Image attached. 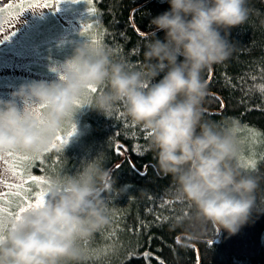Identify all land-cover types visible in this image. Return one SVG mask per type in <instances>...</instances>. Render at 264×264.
Instances as JSON below:
<instances>
[{"label":"clouds","instance_id":"obj_1","mask_svg":"<svg viewBox=\"0 0 264 264\" xmlns=\"http://www.w3.org/2000/svg\"><path fill=\"white\" fill-rule=\"evenodd\" d=\"M165 2L168 9L150 20L142 66L86 40L56 69V81L22 84L0 99V153L47 152L96 89L86 107L106 118L122 108L147 133L160 172L172 177L171 198L189 206L173 230L198 222L236 235L254 213L264 214V189L240 164L239 121L205 118L202 74L232 56L231 30L248 22L251 9L248 0ZM98 160L54 179L42 206L8 220L0 264H84V244L111 226L110 203L127 190Z\"/></svg>","mask_w":264,"mask_h":264},{"label":"trees","instance_id":"obj_2","mask_svg":"<svg viewBox=\"0 0 264 264\" xmlns=\"http://www.w3.org/2000/svg\"><path fill=\"white\" fill-rule=\"evenodd\" d=\"M93 3V45L111 50L115 60L142 66L150 20L168 9L165 0ZM248 7V22L231 30L236 44L232 56L202 74L208 93L203 107L207 120L239 121L240 164L261 177L264 189V0H248ZM81 106L74 123L61 130L74 136L29 158L27 166L45 189V181L75 175L99 159L117 187L127 186L126 194L110 203L111 226L84 244V264H264V214L254 213L232 236L198 222L173 230L189 206L171 198L174 181L160 172L147 133L131 124L122 108L106 118L83 102Z\"/></svg>","mask_w":264,"mask_h":264},{"label":"rangeland","instance_id":"obj_3","mask_svg":"<svg viewBox=\"0 0 264 264\" xmlns=\"http://www.w3.org/2000/svg\"><path fill=\"white\" fill-rule=\"evenodd\" d=\"M16 5L17 2L0 9V30L7 35L15 28V35L0 44V99L4 100L22 84L56 81V69L71 57L75 45L86 40L93 44L97 23L93 0H64L59 11L53 7L18 12ZM58 136L60 140L53 142L57 146L74 133L67 136L60 132ZM33 156L23 152L0 153V224L22 214L20 208L34 203L44 190L38 178L37 182L32 180L34 176L27 166ZM17 161L23 167H16Z\"/></svg>","mask_w":264,"mask_h":264},{"label":"snow or ice","instance_id":"obj_4","mask_svg":"<svg viewBox=\"0 0 264 264\" xmlns=\"http://www.w3.org/2000/svg\"><path fill=\"white\" fill-rule=\"evenodd\" d=\"M64 2V0H18L16 8L18 9V12H23L25 9H49L51 10L53 7L56 8L57 11H59V5ZM72 3H79L80 0H71ZM9 7H11V5H9ZM15 28H13L7 35H5V33L0 30V44L4 43L5 41L10 40L11 36L15 35ZM133 54H134V50H133ZM262 90H264V85L260 86ZM97 90L96 89H92L90 90L91 93H95ZM87 98H85V100L79 102L80 104L83 102L85 103ZM37 115H39V110H37ZM57 141L60 140V137L57 136ZM53 148H56L57 145L56 143L52 144ZM117 152L119 154V149H117ZM16 167H23V164L21 161H17L16 162ZM32 180L35 181L36 177H32ZM52 181H45V183L47 184V187L41 192V195L38 199H36V201L34 203H29L27 205V207H22L20 208V213L26 212L31 208H35V207H39L42 206L43 203L45 202V196L47 195V188L50 186ZM22 187V185H21ZM20 214L15 215L14 218H19ZM179 217H177L178 219ZM6 224H0V233L3 232L4 228H5ZM147 255V254H145Z\"/></svg>","mask_w":264,"mask_h":264},{"label":"flooded vegetation","instance_id":"obj_5","mask_svg":"<svg viewBox=\"0 0 264 264\" xmlns=\"http://www.w3.org/2000/svg\"><path fill=\"white\" fill-rule=\"evenodd\" d=\"M15 2H18V0H16V1H13V2H3V1H1L0 2V9L2 8V7H4V6H9V5H13V3H15Z\"/></svg>","mask_w":264,"mask_h":264}]
</instances>
